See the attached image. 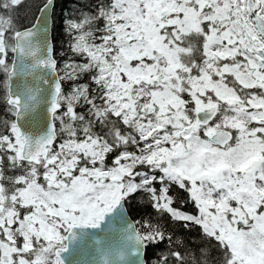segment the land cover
<instances>
[{"label": "snow or ice", "instance_id": "6c2138e0", "mask_svg": "<svg viewBox=\"0 0 264 264\" xmlns=\"http://www.w3.org/2000/svg\"><path fill=\"white\" fill-rule=\"evenodd\" d=\"M55 4L0 0V264H264V0H93L62 66Z\"/></svg>", "mask_w": 264, "mask_h": 264}, {"label": "trees", "instance_id": "16d2710c", "mask_svg": "<svg viewBox=\"0 0 264 264\" xmlns=\"http://www.w3.org/2000/svg\"><path fill=\"white\" fill-rule=\"evenodd\" d=\"M93 0H56L54 13L55 20L52 23V40L54 47V55L58 61H61L66 56L68 51V36L64 30L63 21L69 16L76 14L83 5H90ZM43 3V0H25V6L19 10V23L23 25H30L32 19L37 13V8ZM69 4H73V9H70ZM6 108L0 104V119L6 118ZM132 218L134 220H143L150 217H154V210L150 208L147 201L143 197H137L135 200H131L129 205H126ZM184 210L192 212L194 211L190 206H185ZM168 227L169 231L174 234V239H179L182 242H187L189 246H192V242L199 243L198 228L192 229L191 233L187 229H183L179 223L172 222L170 218L161 220ZM166 249V245L160 247L150 246L146 250L145 259L147 264H155V261L163 250Z\"/></svg>", "mask_w": 264, "mask_h": 264}, {"label": "water", "instance_id": "95a60500", "mask_svg": "<svg viewBox=\"0 0 264 264\" xmlns=\"http://www.w3.org/2000/svg\"><path fill=\"white\" fill-rule=\"evenodd\" d=\"M38 15V12H37V14H36V16ZM36 18V17H35ZM49 32H48V38H49V40L51 41V43H52V45H53V40H52V23L50 22L49 23ZM126 208H127V206H126ZM127 215L129 216V218L134 222V220L131 218V216H130V214H129V212H128V209H127ZM114 223H116L117 224V227H119L120 225H119V223H120V221H119V219H117V220H115V221H113ZM98 235H99V233H98ZM77 257H73V259H76ZM81 259H83V260H91L92 259V257L91 256H89V255H84V256H81L80 257ZM143 259H145V256L143 257Z\"/></svg>", "mask_w": 264, "mask_h": 264}, {"label": "rangeland", "instance_id": "374dc122", "mask_svg": "<svg viewBox=\"0 0 264 264\" xmlns=\"http://www.w3.org/2000/svg\"><path fill=\"white\" fill-rule=\"evenodd\" d=\"M69 7H70V9H73L74 5H73V4H69ZM67 47H68V45H67ZM65 54H66V55H68V54H69V52H68V51H66V53H65ZM63 62H64V60L61 62V66H62ZM67 90H69V91H70V87H69Z\"/></svg>", "mask_w": 264, "mask_h": 264}, {"label": "flooded vegetation", "instance_id": "af4514ba", "mask_svg": "<svg viewBox=\"0 0 264 264\" xmlns=\"http://www.w3.org/2000/svg\"><path fill=\"white\" fill-rule=\"evenodd\" d=\"M38 12V11H37ZM37 14V13H36ZM36 14H35V16H34V18L32 19V22L34 21V19H35V17H36ZM56 58V57H55ZM64 59H62L61 61H58L60 64H61V62L63 61ZM128 209V208H127ZM128 212H129V210H128ZM129 214H130V212H129ZM130 216H131V218H132V215L130 214ZM133 219V218H132ZM134 220V219H133ZM135 221V220H134ZM146 260V259H145Z\"/></svg>", "mask_w": 264, "mask_h": 264}]
</instances>
